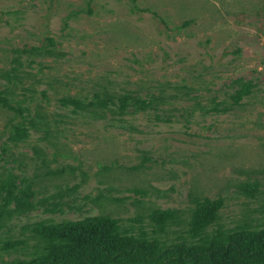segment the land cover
I'll return each instance as SVG.
<instances>
[{
    "label": "rangeland",
    "instance_id": "1",
    "mask_svg": "<svg viewBox=\"0 0 264 264\" xmlns=\"http://www.w3.org/2000/svg\"><path fill=\"white\" fill-rule=\"evenodd\" d=\"M218 198L202 237L264 232V0H0V264L43 255L39 222L194 240Z\"/></svg>",
    "mask_w": 264,
    "mask_h": 264
},
{
    "label": "trees",
    "instance_id": "2",
    "mask_svg": "<svg viewBox=\"0 0 264 264\" xmlns=\"http://www.w3.org/2000/svg\"><path fill=\"white\" fill-rule=\"evenodd\" d=\"M258 186V181L240 183L244 190ZM221 206L222 199L219 198L199 201L188 223L189 234L194 240L180 242H169L143 233L140 236L121 233L117 228L118 221L109 215L50 224L39 222L30 229L45 243L44 253L18 264H177L203 256L209 257L213 263L222 258L232 263L264 257V232H247L239 238L202 237ZM179 215L177 209L153 210L148 218L161 226Z\"/></svg>",
    "mask_w": 264,
    "mask_h": 264
}]
</instances>
